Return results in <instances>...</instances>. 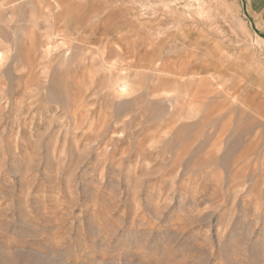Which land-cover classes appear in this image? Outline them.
Here are the masks:
<instances>
[{
    "label": "rangeland",
    "instance_id": "obj_1",
    "mask_svg": "<svg viewBox=\"0 0 264 264\" xmlns=\"http://www.w3.org/2000/svg\"><path fill=\"white\" fill-rule=\"evenodd\" d=\"M0 50V264H264L242 0H0Z\"/></svg>",
    "mask_w": 264,
    "mask_h": 264
},
{
    "label": "crops",
    "instance_id": "obj_2",
    "mask_svg": "<svg viewBox=\"0 0 264 264\" xmlns=\"http://www.w3.org/2000/svg\"><path fill=\"white\" fill-rule=\"evenodd\" d=\"M257 35L264 44V0H242Z\"/></svg>",
    "mask_w": 264,
    "mask_h": 264
},
{
    "label": "bare ground",
    "instance_id": "obj_3",
    "mask_svg": "<svg viewBox=\"0 0 264 264\" xmlns=\"http://www.w3.org/2000/svg\"><path fill=\"white\" fill-rule=\"evenodd\" d=\"M47 9V8H46ZM57 33H55V35H56ZM60 35V34H59ZM61 36V35H60ZM64 36H65V34H64ZM59 37V36H58ZM62 37V36H61ZM51 38V37H50ZM64 38V37H63ZM63 38H61V39H63ZM71 38V37H70ZM105 38V37H104ZM59 39V38H58ZM55 40V39H54ZM72 41V40H71ZM103 41V40H102ZM52 42V41H51ZM62 42H64V41H59V40H55V41H53L52 43H49L47 46H46V48H43V49H45V54L47 53V55L54 49V50H56V49H58V48H60L62 45H63V47H64V45L65 44H63ZM66 46V45H65ZM101 49V48H100ZM3 50H5V49H3ZM69 50V49H68ZM9 52V51H8ZM68 52V51H67ZM103 52V51H102ZM44 53V52H43ZM4 57H5V51H2V50H0V63H2V61H3V59H4ZM115 66V65H114ZM112 67V66H111ZM143 69V68H142ZM144 70V69H143ZM122 71V70H121ZM172 74H174V73H172ZM178 76V75H177ZM191 76H192V74H191ZM189 77H190V75H189ZM213 78V77H212ZM116 89V88H115ZM209 89H210V87H209ZM127 91V90H126ZM125 91V92H126ZM211 91V90H210ZM119 92H121V91H119ZM235 113V110H234V112H233V114ZM230 127V126H229ZM232 127V126H231ZM227 128V127H226ZM224 129V131H223V133H225V130L227 131V129ZM240 130H241V128H239ZM230 130V129H229ZM242 131V130H241ZM236 133H237V131H235ZM239 133H241V132H239ZM226 134V133H225ZM235 134V133H234ZM232 135H233V132H232ZM225 135H223L222 134V137H224ZM228 138V137H227ZM226 138V139H227ZM229 139V138H228ZM222 140H223V138H222ZM254 145V144H253ZM252 149H254V147L252 148ZM229 150V149H228ZM242 152H244V150L242 151ZM231 153V152H230ZM240 153V152H239ZM241 154V153H240ZM244 154H245V152H244ZM264 155V154H263ZM249 157V156H248ZM263 157V156H262ZM235 158V157H234ZM241 158H243V157H241ZM241 158H239V160L241 159ZM253 158V157H252ZM251 158V159H252ZM250 159V158H249ZM249 159H247L246 158V160L248 161ZM257 159V158H256ZM236 160H238V158H236ZM242 160V159H241ZM240 160V161H241ZM247 161H245V163H247ZM256 161V160H255ZM254 161V163H256ZM235 162V161H234ZM244 162V161H243ZM261 162H262V160H261ZM252 163V162H251ZM254 163H253V165H254ZM244 164V163H243ZM249 164V163H248ZM245 165V164H244ZM247 165V164H246ZM238 166H242V164L240 165H238ZM249 166V165H248ZM255 167V166H254ZM238 170V168L236 169V171ZM240 170H242V169H240ZM246 171H247V169H245ZM234 173V172H233ZM240 173L242 174V172L240 171ZM236 174V173H235ZM239 176L241 177V175L239 174ZM239 178V177H238ZM262 178V177H261ZM264 178V177H263Z\"/></svg>",
    "mask_w": 264,
    "mask_h": 264
}]
</instances>
